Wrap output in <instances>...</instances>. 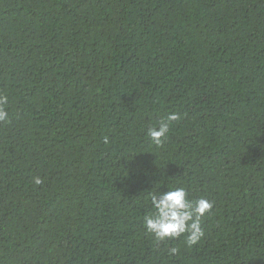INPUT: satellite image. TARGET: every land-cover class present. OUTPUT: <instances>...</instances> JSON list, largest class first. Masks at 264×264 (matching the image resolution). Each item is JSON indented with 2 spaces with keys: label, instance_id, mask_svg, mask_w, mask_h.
Instances as JSON below:
<instances>
[{
  "label": "trees",
  "instance_id": "16d2710c",
  "mask_svg": "<svg viewBox=\"0 0 264 264\" xmlns=\"http://www.w3.org/2000/svg\"><path fill=\"white\" fill-rule=\"evenodd\" d=\"M0 95V264H264V0H0Z\"/></svg>",
  "mask_w": 264,
  "mask_h": 264
},
{
  "label": "clouds",
  "instance_id": "9594fccd",
  "mask_svg": "<svg viewBox=\"0 0 264 264\" xmlns=\"http://www.w3.org/2000/svg\"><path fill=\"white\" fill-rule=\"evenodd\" d=\"M8 98L0 95V122L8 120L9 113L6 110ZM179 119L178 114H169L165 121H161L158 127L148 129V137L157 145L163 143L170 130V122ZM107 143V137H105ZM43 181L36 177L34 183L40 185ZM151 204L155 209L154 215L145 217V227L153 234L157 241L178 239L186 234L188 246H194L204 236L202 218L211 211L213 203L206 198L190 200L184 187L171 188L167 192H152ZM178 249L169 250L170 255H175Z\"/></svg>",
  "mask_w": 264,
  "mask_h": 264
}]
</instances>
